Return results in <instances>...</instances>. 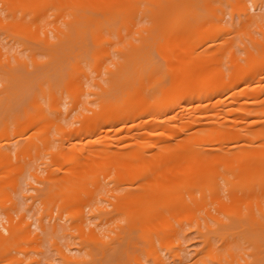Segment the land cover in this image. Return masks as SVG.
<instances>
[{"label": "rangeland", "instance_id": "obj_1", "mask_svg": "<svg viewBox=\"0 0 264 264\" xmlns=\"http://www.w3.org/2000/svg\"><path fill=\"white\" fill-rule=\"evenodd\" d=\"M180 1H156L159 25L153 31V49L165 82L172 85L176 75L174 84L182 85L189 74L199 89L205 78L216 76L213 82L221 80L220 92L168 112L147 110L89 129L87 118L99 109L97 102L85 109L76 98L79 95L65 93L60 108L69 115L58 121L57 112L47 109L45 95L35 90L34 98L29 73L40 64L28 54L41 48L37 33L51 35L54 30L19 27L16 15L22 13L16 14L9 0H0V264H239L254 254L251 243L257 256L264 251V240L259 241L264 229L228 217L233 208L220 205L214 193L206 192L205 203L192 208L177 202L149 203L161 194L151 187L154 174L169 171L180 149L172 150L176 138L150 135V128L158 133L177 124L184 136L191 126L201 133L229 127L243 134L264 125L260 110L248 115L264 98V60L253 66L256 58L264 57V0H216L213 5L214 0L209 5L201 0L200 9L206 10L202 25L200 16L195 20V8L186 11L196 0ZM241 3L256 23L239 14ZM169 15L174 22H165ZM147 21L145 12L142 23ZM129 31L135 40L139 34ZM121 45L116 37L104 41L100 48L111 59L104 56L99 60L104 67L86 69L90 83L105 77L106 66H114ZM16 53L23 61L14 59ZM203 59L208 63L199 62ZM247 72L250 76L245 78ZM241 101L247 103L240 105ZM44 111L49 116L43 120ZM236 135L222 145L212 140L195 145L205 151L219 146L234 149ZM140 186H149L146 197L152 199L142 200L145 193ZM225 191L221 196L231 201ZM163 195L167 196L165 191ZM255 254L250 260L257 259Z\"/></svg>", "mask_w": 264, "mask_h": 264}, {"label": "bare ground", "instance_id": "obj_2", "mask_svg": "<svg viewBox=\"0 0 264 264\" xmlns=\"http://www.w3.org/2000/svg\"><path fill=\"white\" fill-rule=\"evenodd\" d=\"M156 1L13 0L12 2L9 0V3L11 2L15 8L16 14L18 11L22 13L20 14V16H23L22 20L19 19L21 18L19 15H16L18 16L16 17L18 21L15 18L19 22V27L26 28L28 25H34L37 30L42 28L48 31L54 30L51 35L48 32L43 33V35L35 33L41 48L29 51L28 55H30L32 61L40 64L35 66L29 73L32 81L29 82L33 84L34 88V98L37 95L35 90L40 91H37L38 95L41 93L47 97V109L57 112L55 120L61 121L60 119L67 118L69 115L68 111L63 112L60 108L61 99L65 93L73 97L79 95L76 98L85 109H89L88 103L97 102L99 104L97 112L87 118L90 129L94 126L103 128L106 124L113 123L116 118L117 120L131 118L138 112L143 114L147 110L156 113L160 109H164L168 112L176 106L184 107V102L190 104L194 100L201 101L209 93L217 94L220 92L221 80L217 83L213 82L217 78L216 76L212 80L203 79L204 81L199 89L189 74L186 75V82L182 85L176 86L174 84L175 79H177L175 75L172 85L167 86L153 49V45H155L153 31L159 25L155 16L157 10ZM200 2L201 0L194 1L195 4L187 2L188 4L191 3V5L186 7V11L191 12L195 8V12H199V14L196 13L197 17H195V20L197 18V20L201 19L199 21L203 22V15H205L204 12L206 13V10L203 9L204 11H202L200 9L203 8V4ZM204 2L209 5V0ZM210 3L213 5L217 1L214 0ZM192 5H196V7ZM197 6L201 11L197 10ZM238 6L239 14L243 15L245 19L256 23L257 20L251 17L244 3ZM187 8L192 9L187 10ZM210 9L211 7L207 11ZM145 12L148 14L146 25L142 23V15ZM29 15L33 17L26 19ZM172 15H169L164 21L167 23L174 22ZM181 16L185 18L187 13L181 14ZM202 22L199 25L204 24ZM213 23L217 26L215 22ZM215 25L213 27H216ZM145 29L148 31L147 35H143L141 32ZM123 30H127V33L122 34ZM129 30H135L139 34L135 40H132L130 35L132 31L130 32ZM192 30L193 32L196 31L195 29ZM115 37L122 41V45L119 53H116V59L112 60L114 66H106L105 77L90 83L86 69L97 64H101L102 67L105 66L99 60H102L104 56H108V59H111V57L109 54H105L100 46H103L104 41L112 40ZM125 38L126 43H123ZM13 56L16 61H23L19 53ZM38 58L41 60H38ZM263 60L264 57L262 59L256 58L253 66L257 67L262 64ZM208 61V59L206 61L199 60L202 64L208 63ZM196 63L197 61L192 62L191 66H195ZM248 76H250V72L246 73L245 78ZM90 85L98 88L87 90L85 86ZM91 93L93 95L92 99L87 98V95ZM261 102L260 107L249 110V117L255 114L252 113L253 111L260 110L262 114L264 113V98ZM245 103L247 101L239 102L240 105ZM48 116V112L44 111L42 119L44 120ZM58 121L57 123L59 124ZM157 121H162V119L158 118ZM181 122L184 123V119H181ZM181 128L179 129V125L175 124L171 127L163 128L158 133H155L154 129L150 128L148 133L150 135H157L166 139L176 138L172 150L180 149L171 159L169 171L158 172L159 176H157L158 173L154 174V186L151 187L157 190L155 192L161 194L155 199L151 196L153 200L149 201V198L152 199L151 197L148 198V195L146 197V189L149 186H140L145 193L144 199H141L146 202L148 200L150 204L152 202L156 205H158L157 203L176 204L177 202V204L192 208V206L205 203L206 192L214 193L213 195H217L220 205L233 208V211H228L232 214L228 217L244 219L249 224L254 222L255 225L257 224L256 228L261 227L262 231L264 229V125L259 126L257 129H248L243 134L234 132L229 127H216L213 128V131H211L212 128H209L206 133H201L191 126V130L188 133L180 136ZM231 134H237L233 136L236 139L234 149H224L219 146L205 151L201 146L195 145L208 140L219 142V145H222ZM221 190L228 192L231 201L223 199L222 193L220 194ZM164 191L168 197H164ZM170 195L171 197H169ZM225 213L228 215L227 212ZM238 219L236 220L242 221ZM260 223L263 225L259 226ZM255 225L250 227L254 229ZM251 232L255 231L252 230ZM262 232L264 233V230ZM261 237L260 239L257 237L260 242L262 239L264 240ZM252 239L257 242L256 238L252 237ZM250 240L248 239V243H250ZM254 244L257 245L258 243ZM261 244L257 246L260 249L264 247V243L263 247ZM251 247L254 250L251 252L255 254L256 247L252 246V243ZM260 249L258 250L259 252H261ZM262 252L261 254L257 253L259 256L261 255L260 257L255 254L256 258H259L258 261L254 259V254H249L250 258L254 257V260H250V258L245 260V257L240 255L241 258L243 257L244 262L239 261V264H259L258 262L264 255V253L262 255ZM261 262L260 264H264V262Z\"/></svg>", "mask_w": 264, "mask_h": 264}]
</instances>
